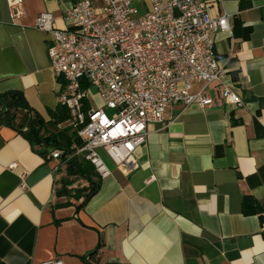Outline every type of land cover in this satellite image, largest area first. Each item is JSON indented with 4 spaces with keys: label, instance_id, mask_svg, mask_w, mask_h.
Returning <instances> with one entry per match:
<instances>
[{
    "label": "crops",
    "instance_id": "obj_1",
    "mask_svg": "<svg viewBox=\"0 0 264 264\" xmlns=\"http://www.w3.org/2000/svg\"><path fill=\"white\" fill-rule=\"evenodd\" d=\"M77 1L22 0L14 23L9 0H0V112L10 100L3 95L21 97L13 120L0 124V264H264V0H201L212 17H229L214 53L242 105H225L220 85L210 89L212 107L174 105L147 126L130 171L103 152L110 174L85 202L65 203L57 196L65 164L23 132L38 116L41 133L51 131L45 136L82 160L70 115L55 122L61 81L50 68L48 35L35 27L41 13L68 27ZM156 1L135 4L145 13Z\"/></svg>",
    "mask_w": 264,
    "mask_h": 264
},
{
    "label": "built area",
    "instance_id": "obj_2",
    "mask_svg": "<svg viewBox=\"0 0 264 264\" xmlns=\"http://www.w3.org/2000/svg\"><path fill=\"white\" fill-rule=\"evenodd\" d=\"M9 2L17 23L24 15L22 0ZM228 18L212 17L201 0H158L145 13L135 0L77 1L66 12L64 29L53 25L51 14L38 15L35 27L48 35L50 68L61 81L56 101L83 141L75 155L89 162L99 178L110 170L97 150L130 171L147 126L161 123L174 105L212 107L214 85H220L225 105H242L233 85L223 81L224 69L214 53V35L229 30ZM82 82L87 90H80ZM89 90L95 91L97 107L89 101ZM62 155L61 150L51 152L52 159L65 164L71 156L63 160ZM40 264L64 263L53 259Z\"/></svg>",
    "mask_w": 264,
    "mask_h": 264
},
{
    "label": "trees",
    "instance_id": "obj_3",
    "mask_svg": "<svg viewBox=\"0 0 264 264\" xmlns=\"http://www.w3.org/2000/svg\"><path fill=\"white\" fill-rule=\"evenodd\" d=\"M87 88L88 85L82 82L80 86V90L84 91L87 90ZM19 96H20L19 94L8 93L3 95L1 97V100L6 101L7 98H10V100L7 102L8 107H12V106L17 107L18 103H20L21 101V97L20 99H17L19 98ZM86 105H87V101L84 102V107H83L84 109L87 107ZM55 115H56L55 116L56 124L57 122L58 123L64 122L69 118V113L65 108L61 106L57 107ZM29 119L30 118L26 120L27 121L26 125L28 126H27V130L23 132V134L31 145L45 146V147H49L52 150L59 149L63 152L62 155L63 160H66V157L68 155H71L72 153L71 149L68 146L61 144L53 134H49L45 136L41 133L44 127V122L40 117L35 116L32 117L31 120ZM2 122L3 121L0 120V124ZM8 123H9L8 120L5 121V124ZM39 154L43 156L42 152H39ZM83 161L84 159H82L81 161L79 160L76 161V159H73V157H71L69 160H67V162H65V166L69 174L80 177L81 179L85 180L88 183L89 187H91L90 192L83 197L85 202L98 189L100 179L99 177H97L94 171L88 170L87 166H89L90 163L87 161H85L87 163H84ZM262 221L264 222V217H262Z\"/></svg>",
    "mask_w": 264,
    "mask_h": 264
},
{
    "label": "rangeland",
    "instance_id": "obj_4",
    "mask_svg": "<svg viewBox=\"0 0 264 264\" xmlns=\"http://www.w3.org/2000/svg\"><path fill=\"white\" fill-rule=\"evenodd\" d=\"M87 94H88V98H89L91 105L93 107H97L99 102H98L97 96L95 95V91L89 90L87 92ZM8 117H9V115H8ZM2 121L4 123L7 120L4 119ZM50 132L51 131H46L43 134L45 135L46 133H50ZM34 146H35V149L41 151L42 148L38 147L37 145H34ZM97 152H98L99 157L102 159V161L106 165V167L109 170H111L112 164L109 162L108 158L104 155L103 151L97 150ZM73 159H76V161L78 160L77 158H73ZM83 162L87 163L85 161H83ZM87 167H88V170L94 171V168L91 164H89V166H87ZM61 179H62L61 185L58 188L57 196L59 198H61V201L65 202V203H68L69 200L74 199V198L77 199V198L84 197L91 190V187H89L88 183L85 180L81 179L78 176L71 175L67 171Z\"/></svg>",
    "mask_w": 264,
    "mask_h": 264
},
{
    "label": "flooded vegetation",
    "instance_id": "obj_5",
    "mask_svg": "<svg viewBox=\"0 0 264 264\" xmlns=\"http://www.w3.org/2000/svg\"><path fill=\"white\" fill-rule=\"evenodd\" d=\"M7 106H8V105H7ZM8 108H9L8 112H5L4 114H2L3 111H2V113L0 112V114H2V115H0V120H4V119H6V120H8L9 123H10V122L13 120V119H12V116L9 114V112L12 113V108H11V107H8ZM8 115H9V117H8Z\"/></svg>",
    "mask_w": 264,
    "mask_h": 264
},
{
    "label": "water",
    "instance_id": "obj_6",
    "mask_svg": "<svg viewBox=\"0 0 264 264\" xmlns=\"http://www.w3.org/2000/svg\"><path fill=\"white\" fill-rule=\"evenodd\" d=\"M8 107H6V110L2 113V114H4L5 112H8ZM13 113L15 114L16 113V110H15V107H14V109H13ZM2 114H0V115H2ZM31 120V119H30ZM30 122V121H29ZM28 126V125H27ZM27 126H26V128H25V130H24V132L27 130Z\"/></svg>",
    "mask_w": 264,
    "mask_h": 264
}]
</instances>
